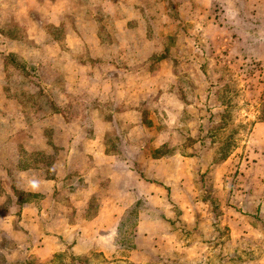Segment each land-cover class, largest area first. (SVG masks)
Here are the masks:
<instances>
[{"label": "rangeland", "instance_id": "obj_1", "mask_svg": "<svg viewBox=\"0 0 264 264\" xmlns=\"http://www.w3.org/2000/svg\"><path fill=\"white\" fill-rule=\"evenodd\" d=\"M103 145L138 169L172 156L168 181L142 172L163 200L138 196L120 225L169 235L129 261L0 234V264H264V0H0V216L16 227L38 198L16 170L64 167L57 211L93 215L70 192Z\"/></svg>", "mask_w": 264, "mask_h": 264}, {"label": "crops", "instance_id": "obj_2", "mask_svg": "<svg viewBox=\"0 0 264 264\" xmlns=\"http://www.w3.org/2000/svg\"><path fill=\"white\" fill-rule=\"evenodd\" d=\"M160 144H156V147L161 146ZM124 152L128 155L122 156L118 152L108 151L104 145L101 150L96 149V153L91 157V164L88 165L90 168L83 175L84 181L82 180L81 189L76 188L75 193L70 192L71 202L76 204L84 202V208L87 206V209L90 201L95 200L98 206L91 216H88L87 213L85 216L81 214L79 217L72 213L63 215L57 211L58 203L54 196L60 190V183H66L68 177L66 167L62 173L55 170L52 176H48L42 168L16 170L17 175L14 177V181L20 184L16 185V188L38 198L24 200L20 204V215L16 217L18 223L16 227L12 224L14 216L9 210L4 211L6 215L0 216V234L10 236L20 249H24L25 245L29 244V240H32L29 236H33L34 241L43 237L35 243V245L40 244L37 249L40 252H56L61 250L65 244H70V250L74 256H83L95 250L102 252L105 257H109L113 253L124 251L128 252L124 257L129 261L136 258V253L150 252V244L153 243L154 236L169 235L168 228L164 227V230H154L151 227L142 229L136 225L133 228L126 226L124 229L127 232H124L120 229V225L130 219L129 208L135 203L138 196L150 201L157 198L163 200L162 193L158 189L160 188L158 185L142 178V172L145 169H138L135 164L131 163L132 159L129 154L133 153L127 149ZM123 157L129 161L128 164L121 160ZM181 159L186 158L182 157ZM144 160L146 163L145 172L147 171L158 180L164 177L168 181L172 168V165L169 164L172 162V156H149ZM0 173L2 172L0 171ZM0 176L4 177L3 174ZM183 177L185 176L183 175ZM180 179L181 176L177 180ZM182 183L189 187L186 185V179ZM141 188L143 190L150 189V192L145 194ZM82 198L83 200H80ZM180 206L185 208L182 204ZM186 210H184V214ZM82 211L84 210L80 212ZM149 215L143 213V217L140 218H152V213ZM155 218L160 222L162 220L157 215ZM11 224L12 228L9 230ZM120 234H132L134 241L130 248L125 249L118 242L117 237ZM137 236L144 237L143 245L138 244ZM57 241L61 244H58ZM2 250L0 248V251Z\"/></svg>", "mask_w": 264, "mask_h": 264}]
</instances>
